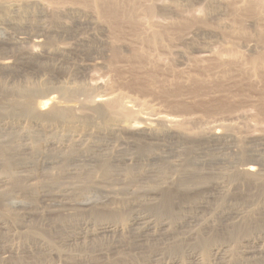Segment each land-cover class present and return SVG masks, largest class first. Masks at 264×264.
Segmentation results:
<instances>
[{"label":"rangeland","instance_id":"rangeland-1","mask_svg":"<svg viewBox=\"0 0 264 264\" xmlns=\"http://www.w3.org/2000/svg\"><path fill=\"white\" fill-rule=\"evenodd\" d=\"M74 1L0 0V10H3V4L7 6V10H3L2 15L0 14V61L8 58L17 64V67L10 71H1L0 69V99L8 95L6 91L1 89L2 87H8L7 90L9 91L12 86L31 87L33 85L37 86L36 89L38 88V95H36L38 100L42 96L58 95L61 97L72 87L71 82L69 80L67 82V79L72 78L73 75L75 78L83 75L81 77L83 83H90L89 85H95L94 88L97 87L95 90L92 89L91 94L89 93L90 97L87 95L88 93L85 94L83 100L86 99L85 97L95 99L104 93L118 94L117 96L121 97L126 105L132 106V109L137 110L136 113L138 112L141 116L144 113L146 115L148 113H160L178 119H187L188 124H186L188 126L186 125V129L188 128L187 135L189 136L187 137L190 140L197 137V140L203 141L206 138V143L200 141L201 144L199 140L197 142L193 139L197 143L198 149L195 150L199 155L193 153L195 162L192 161L194 164L190 162L192 164H189L188 171L202 172L203 176H208L203 180L201 179L204 183L201 180L192 179L188 188L184 187L186 190L183 188L181 190L176 186L180 181L174 185L171 182L175 179L176 181L180 180V177L182 179L184 173L185 176L189 174L186 170L179 172L178 169L170 168L167 164V166L165 165L166 168L162 166V170L157 165L139 167V163L135 165L136 167L113 166L103 170L96 166L93 168L92 165L83 167L62 166L63 168L59 165L60 168L57 164L54 166L49 163L48 165L49 160L45 161L43 157L47 153L49 155L52 147H56L52 141L45 142L46 140L44 141L43 138H36L35 140L34 138L16 137L14 135L11 137V134L8 136L7 132L0 131V264H170L173 256H169L165 251L170 245L176 244L187 249L184 253L186 256L183 254L181 256L182 260H180L181 257L175 259L180 260L182 264H193L195 262L186 257L196 253L195 249L198 250L196 248L198 243L203 242L202 240L207 242L208 239L210 242L218 240L220 244L230 243L231 252L229 251V255H233L230 258L233 260L229 259V262L221 263L210 257V261L204 262L202 257L203 264H208L207 262L209 264H264V258L263 260H258V258H255L256 260L253 258L251 260L246 259L248 260L246 262L244 260L235 261L237 258L235 253H240L246 246L250 248L256 246L254 248L257 249L260 247V250L264 252V220L262 218L264 215V187L260 186L264 184V181H250L251 179L236 177L234 173L236 170L228 167L229 165H226L224 158L222 164L218 162V168L215 167L217 163L210 166L208 164L209 167H204L197 162L206 160L201 156L205 149L211 150L213 146H216V142H211L212 140H209V143L207 134L211 129L216 130L217 128L223 140L222 142L219 141L221 144L220 147L217 144V147L221 148L222 151L233 144L230 142V137L237 141L233 144L235 145L234 150L231 148L240 156V158L237 156L239 160L236 161L237 167L251 162L256 164V167L260 168L258 169L259 172L261 170V173L264 174V63L262 68L254 69L256 71L251 70L248 64L256 56H264V0H116L121 5L112 0V3L114 1L113 4H116L115 9L118 7V13L122 14L127 9L133 8L131 5H136L139 7V16L143 23L154 22L153 24L167 25L168 37L163 39L164 47L156 49L148 48L145 44L141 45L138 40L136 43V36L130 30V25L125 26L129 23H124L126 20L121 14H119L121 17L115 14L117 21L113 18L115 17L113 14L109 16L111 9L112 11L114 9L112 4L110 7L111 0H109L110 3L106 0L109 6L105 0L102 1L105 2L104 8L110 7V12L107 10L109 8H103L102 11L105 12L106 10L105 13H108L102 12L103 14L100 13V15L96 11L93 12L92 4L87 3L88 5H86L84 3V6L88 7L86 10L84 6L85 9L82 7L84 0H80L81 2L76 0L80 4ZM130 3L132 4L130 5ZM249 3L253 5L248 6ZM126 4L128 7L124 10L123 6H127ZM146 11L147 13H145ZM104 16L108 18L107 21L110 18V21L107 22ZM118 16L120 18H117ZM83 17L91 18L94 21L99 20L98 23H101L100 25L105 28L112 25L110 23H114L115 26V24L118 25L123 22L120 26L118 25V30H123V34L119 32L117 35L118 37L123 35L121 39L126 42L128 51L123 53V57L118 55L122 58L119 59L117 55L107 52L109 48L104 50L102 47L101 49L109 55L100 51L101 54L93 55V59L92 57L87 59L88 61L84 63L93 65V70L90 69L91 72L81 75L78 74L77 66H75L79 62L76 53L77 48H75L77 46L73 44L76 38L73 35H66V37L70 36L74 39L64 38L65 35L63 36L61 33L63 30L60 27L68 26L69 29L66 28L67 30L73 29L74 25L72 26V24ZM93 17L95 18L93 19ZM119 19L124 20L120 21ZM44 25L47 29L44 28ZM53 25L59 26L57 31ZM240 25L244 26L245 30H238ZM177 27L180 28V30L178 28L179 31L176 30ZM52 28L56 31H53L56 33L54 34L56 37H53L54 41L52 40L53 43L51 42L48 47H55L50 50L56 49V54L54 51L52 56L56 57V60L50 58L48 64L49 66L53 65L52 69L56 67V71L54 69L53 72L49 71L47 68L52 69L48 64L44 74L43 67L39 69L42 71H40L41 74H39V70H37L38 73H35L36 69L34 72L28 71L27 68H30L29 60L28 58L25 59L28 53L36 52L35 54L43 55L42 53L46 50L45 46L47 47L44 44L36 47L33 35L38 36L40 33L42 34V31H50ZM105 30L106 34L109 33L108 38H110L111 26L110 29ZM140 32L139 34H141ZM25 34L27 38L32 35L33 40H29L31 41L29 42V38H25ZM112 34H116L114 29ZM9 38L12 39V42L18 38H25L26 40L24 39V44H22L23 42L19 43V41L15 42V45L19 46L16 50L8 48L10 45H14L11 40L7 41ZM6 42L8 43L6 44ZM205 42H212L211 47L207 48L203 44ZM129 46L131 47L129 48ZM57 48H59L58 50L61 49L62 52L65 51L63 56L57 54ZM134 51H141L139 54L136 52L138 57ZM204 51L209 52V57L203 58L201 56ZM232 52L237 57L235 62L229 61L230 57L228 56ZM64 54L69 57L66 58ZM18 55H22L24 60H19L20 56ZM70 56L72 57L70 58ZM129 56L130 58H128ZM111 60L112 62H110ZM92 61L94 64V61L99 64L94 65ZM113 62L115 63L113 64ZM59 63L60 65L63 64L62 68ZM73 70H76V73ZM83 78H87V80L84 81ZM60 87L64 89L58 92L57 89H62ZM67 97H63L64 100ZM69 100L72 98L67 99V101ZM71 103L72 101H69L68 105H74ZM9 105L10 103L7 104V106ZM10 112V110L0 111V119L3 116L0 124L4 121L5 116L3 114ZM87 113L84 112V115ZM23 120L25 119L12 120L9 118L6 120L5 118L3 125L16 126L17 121H19L20 125L24 124L25 126L27 122ZM91 129L95 132L102 131V127L99 126H93ZM199 147H201L202 152ZM213 148L208 154L215 153L216 155L217 151H214L216 147ZM177 149L175 148L176 154L187 155L191 153L188 150L185 152ZM178 151L180 152L178 153ZM38 152L42 155H39ZM226 152L227 155L230 154L227 149L223 153L226 154ZM34 155L37 158H33ZM244 155L246 157L243 158ZM173 159L176 160V158H169L168 161L171 162ZM21 162L23 165H20ZM25 165L27 167H24ZM210 167H213V170ZM220 168L221 170H219ZM216 169L221 172L216 174ZM105 170H108L106 174H104ZM210 170L214 171L213 174ZM160 172L161 176L164 173L166 177L164 175L161 177ZM214 175L219 178L216 179ZM158 177L167 178L168 183L157 181ZM168 187L173 189H166ZM160 190L161 193L165 191L164 194L176 196L173 202L171 199L172 203L169 207L170 200H166L165 196L167 195L162 196L161 193V196L158 195ZM158 206H161L162 209L160 210L161 207ZM199 206L204 210L200 213L196 211L198 212L197 220L200 222L193 224L191 234L186 229H180L187 221L186 218H189L188 215L191 214L190 217H196L194 211ZM186 207L195 210L188 211ZM136 214H139V217H142L143 221L145 220L144 222L148 219L150 224H154L151 232L140 231L141 227L133 230L129 227L132 223L131 220L138 217ZM107 215L125 218V226L123 225L122 229L119 228L121 229L120 234L117 232L113 235L98 236L94 239L87 236L86 234L102 222L100 217H107ZM236 215L237 217H235ZM162 222H167L169 225V229L163 230L164 232L158 227ZM180 223L183 224L178 226ZM255 224L257 225L255 226ZM154 227L157 228V231ZM257 227L262 228L261 231L260 228L257 230ZM251 229H254L253 233ZM187 231L189 233H186ZM196 231L200 234L193 237ZM246 231L249 232V236L246 235ZM82 236L85 239H82ZM178 238L183 242H178L180 241ZM221 241L223 242L221 243ZM195 242L197 244L194 245ZM190 249L191 251L194 250L193 253L191 251L186 253ZM153 252L160 256L151 259L150 256ZM233 252L234 254H232ZM201 259L199 258V260Z\"/></svg>","mask_w":264,"mask_h":264},{"label":"bare ground","instance_id":"bare-ground-1","mask_svg":"<svg viewBox=\"0 0 264 264\" xmlns=\"http://www.w3.org/2000/svg\"><path fill=\"white\" fill-rule=\"evenodd\" d=\"M33 1V0H32ZM55 1V0H53ZM59 1H63V0H59ZM76 1V0H75ZM74 1V2H75ZM78 1V0H77ZM76 1V2H77ZM80 1V0H79ZM86 1V0H84ZM83 2V5L82 7L84 6V3H86V5H88L87 3L89 4H92L93 6V12L96 11V13H98L100 15V13H102V9L104 8L103 5L104 3L102 2L103 0H87L86 2ZM106 1V0H105ZM73 3V1H70V3ZM75 2V3H76ZM81 2V1H80ZM107 2V1H106ZM108 2L110 3V1L108 0ZM108 2H107V5H108ZM132 2V1H131ZM79 3V2H77ZM114 3V1H113ZM112 3V0H111V3H110V7L112 6L114 9L112 11L111 9V13L109 16H111L112 14L115 16L113 17L114 19L116 18L117 15L121 14V13H118V7H116L115 9V5ZM115 3L116 0H115ZM36 4V3H35ZM38 4V3H37ZM80 4V3H79ZM78 4V5H79ZM112 4V5H111ZM119 4V3H117ZM132 3H130L131 5ZM2 5V4H1ZM75 5V4H74ZM121 5V4H119ZM127 5V4H126ZM253 5V4H252ZM250 5V3L248 4V6H252ZM58 6V5H57ZM77 6V5H76ZM91 5H89L90 7ZM109 6V5H108ZM106 6L107 8H104V9H107L109 10L110 12V7ZM133 8L131 9H127L126 7L127 6H123L124 10L125 8L127 9V11L125 12L122 8V10L124 11V13L121 14V16L123 18H125V22L124 23H129L128 25H125V26H129L130 27V30L133 32V34L136 36H134V38L136 39V41L138 40L139 43H141V45H146L148 48H153V49H156L158 47H162L164 45L163 43V39L168 37L167 36V33H168V27L164 26V25H160V24H153L154 22H148V23H143V21L140 19V16H139V7H137L136 5H131ZM53 7V6H52ZM81 6L79 5V8ZM86 8V6H84ZM83 7V8H84ZM121 7V6H120ZM119 7V8H120ZM143 7V6H142ZM7 6L3 4V7L2 9L4 11H6L7 9ZM50 8V7H49ZM63 8V7H62ZM84 8V9H85ZM88 8V7H87ZM86 8V10H87ZM91 8V7H90ZM51 9V8H50ZM77 9V8H76ZM81 9V8H80ZM82 9V10H84ZM92 9V8H91ZM90 9V10H91ZM147 9V8H146ZM3 10H0V14L2 13ZM49 10V9H48ZM152 10V9H151ZM3 11V12H4ZM51 11V10H50ZM101 11V12H100ZM46 12V11H45ZM106 12V10H105ZM103 12V13H105ZM121 12V10H120ZM80 13V12H79ZM102 13V14H103ZM108 13V12H107ZM105 13V14H107ZM147 13V11L145 12ZM56 14V13H55ZM94 13H92L93 15ZM117 14V15H115ZM150 15V12L148 13ZM2 15V14H1ZM4 15V14H3ZM95 15V14H94ZM108 15H105L106 17H108ZM141 15V14H140ZM84 16V15H83ZM87 16V14L85 15V17ZM89 16V14H88ZM98 16V15H97ZM104 16V18H105ZM120 16V15H119ZM117 17V18H120V17ZM79 17V16H78ZM81 17V16H80ZM103 17V16H102ZM58 18V17H57ZM88 18V17H87ZM87 18H81L79 19L76 23L72 24V26L74 25L73 29H70V30H67L69 29L68 26L64 27H60L63 31L61 32L64 36V38L66 37V35H73V37H75V42L73 43L74 45H76L77 47V52L75 50V52L77 53V57L79 58V62H77V64H73L75 66H77V72L78 74H86V72H89L90 69L93 70L92 66L90 63H84V62H87L90 57H92L93 55L95 56L96 54H101L99 53L100 51L103 53V49H101L102 47H104V50H106V48L109 50L107 52H110L112 53L113 55H122V57L124 56L123 53H127L128 51V47L126 45V42H123L122 39H121V35L120 37H118L117 33L119 34V32L122 33V29L124 28V24H123V28H119L121 29L122 31L118 30V25L120 26L122 23H119L120 21H123L122 19L118 22L119 24H115V26L113 25L114 23H110L112 25H109L111 26L112 28V31L114 29V31H116V34L115 35H111L110 33V38H108L109 36V33L106 34V30L105 29H110V26L108 28H105L103 26H101L98 22L99 20H92L90 17V19H87ZM95 17H93L94 19ZM50 19V18H49ZM108 19V18H105V20ZM113 19V20H114ZM117 21V19H115ZM107 21V20H106ZM110 21V18L107 22ZM112 21V20H111ZM49 22V21H48ZM57 22V21H56ZM63 22V21H62ZM66 22V21H65ZM115 22V21H114ZM64 23V22H63ZM117 23V22H116ZM48 24V23H47ZM56 24V23H55ZM62 24V23H61ZM57 25H59L57 23ZM68 25V24H66ZM239 25V24H238ZM55 27V25H53ZM71 26V25H70ZM46 26L44 25V28ZM59 27V26H58ZM57 26L54 28L56 29L57 31ZM107 27V25H106ZM132 27V28H131ZM223 27V26H222ZM227 27V26H226ZM50 28V27H49ZM48 28V29H49ZM67 28V29H66ZM128 28V27H127ZM179 27H177V31ZM32 29V28H31ZM47 29V27H46ZM53 29V28H52ZM45 30V31H42V34L40 33L38 36H34L33 35V38H32V35L31 37L29 36L27 38V35L25 34V38L29 40H33L36 47L38 45H47V47L45 46V51L44 53H42L43 55H39L38 54H35L34 52L32 53H28L27 57L25 59L28 58L29 60V65H30V68H27L29 69L28 71H32L34 72L35 69H36V72L35 73H38L37 70H39L41 67H43V74H44V71H46V66L48 64V62L51 60L50 58H53L56 60V57H52L53 56V52L54 51H51L50 49H54L55 47H51L49 48L48 45L51 44V42L53 43V37H56L54 34L53 31H55L54 29L53 30ZM238 29V28H237ZM236 29V32H238ZM25 30V29H24ZM140 30H142V32H140ZM146 32H145V31ZM182 30V29H181ZM233 30V29H232ZM238 30H245L244 29V26L242 27L240 25L239 29ZM55 31V32H56ZM59 31V30H58ZM109 31V30H108ZM130 31V32H131ZM144 31V32H143ZM131 32V33H132ZM139 32L141 34H139ZM170 32V30H169ZM60 33V32H59ZM70 33V34H69ZM143 33V34H142ZM171 33H174V31H171ZM58 34V33H57ZM123 34V33H122ZM170 34V33H169ZM60 37V35H58ZM62 36V37H63ZM16 37V36H15ZM21 37V35H20ZM61 37V38H62ZM68 38L70 36H67ZM66 37V38H67ZM133 37V36H132ZM25 38H18V39H15L16 41L15 42H18L19 43H22L24 41ZM45 40H43V39ZM58 38V37H57ZM72 38V37H70ZM133 38V39H134ZM74 39V38H72ZM11 40L12 42V39L9 38V40H7L8 42ZM26 40V39H25ZM53 40V41H52ZM4 41V40H3ZM32 41V42H33ZM56 41V40H55ZM73 41V40H72ZM124 41H125V38H124ZM135 41V42H136ZM138 41L136 43H138ZM6 42V44L8 43ZM14 42V41H13ZM12 42V43H13ZM15 42H14V45H15ZM31 42V41H29ZM5 43V42H4ZM11 43V44H12ZM34 43H32L34 45ZM66 43V42H65ZM64 43V44H65ZM76 43V44H75ZM125 43V44H124ZM212 42L210 43H203L207 48L211 47V44ZM5 44V45H6ZM24 44V42L22 43ZM27 44V43H26ZM128 44V43H127ZM9 45V44H8ZM7 45V46H8ZM13 44L10 45V47H8L9 49H16L17 50V47L19 46H14ZM21 45V44H20ZM31 45V44H30ZM53 45V44H52ZM72 45V44H71ZM129 45V44H128ZM136 46V44H134ZM22 46V45H21ZM58 46V45H57ZM56 46V47H57ZM35 47V46H34ZM44 47V46H43ZM72 47V46H71ZM70 47V48H71ZM131 46H129L130 48ZM164 47V46H163ZM41 48V47H40ZM60 48V47H59ZM59 48H57V54L63 56L62 54L65 53V51L62 52V50H58ZM64 48V47H63ZM132 49H133V46H132ZM135 49V48H134ZM164 49V48H163ZM213 49V48H212ZM41 50V49H40ZM66 50V49H65ZM72 50V48H71ZM70 50V51H71ZM137 50V49H136ZM140 50V49H139ZM151 50V49H150ZM228 50V49H227ZM21 51V50H20ZM35 51V50H34ZM130 51V49H129ZM133 51V50H132ZM232 51V50H231ZM27 52V51H26ZM107 52H104L106 54H108ZM135 52V51H134ZM137 52V51H136ZM135 52V53H136ZM141 52V51H139ZM139 52H137L139 54ZM201 52V51H200ZM229 52V51H228ZM234 52V51H233ZM230 54L229 53V61H234L235 62V53ZM12 53V52H11ZM41 53V52H40ZM56 54V51L54 52ZM75 53V54H76ZM122 53V54H121ZM136 53V54H137ZM223 53V52H222ZM226 53V52H225ZM223 53V54H225ZM67 54V53H66ZM73 54V53H72ZM129 54V52H128ZM134 54V53H133ZM137 54V57L139 56ZM212 54V53H211ZM227 54V53H226ZM17 55V54H16ZM65 55V54H64ZM104 55V54H103ZM109 55V54H108ZM107 55V57H108ZM111 55V56H113ZM135 55V54H134ZM142 55V54H141ZM219 55V54H218ZM263 55V54H262ZM15 56V55H14ZM20 56V55H18ZM56 56V55H55ZM66 58L69 57L67 55H65ZM64 56V57H65ZM74 56V55H73ZM76 56V55H75ZM203 58H207L209 57V52L207 53V51H204L201 55ZM221 56V55H219ZM59 57V56H58ZM63 57V58H64ZM72 56H70L71 58ZM75 57V58H77ZM102 57V56H101ZM115 57V56H114ZM212 57V56H211ZM218 57V56H217ZM22 55L19 57V60L22 59ZM66 58H64L66 60ZM95 58V57H94ZM116 58V57H115ZM119 59H122L121 56L118 57ZM130 58V56L128 57ZM127 58V59H128ZM135 58V57H134ZM213 58V57H212ZM221 59V57H219ZM223 58V57H222ZM58 59V58H57ZM63 59V60H64ZM93 59V57H92ZM106 59V58H105ZM217 59V58H216ZM228 59V58H227ZM24 60V59H22ZM27 60V61H28ZM60 60L62 61L61 57H60ZM118 59H116L117 61ZM126 60V59H125ZM133 60V59H132ZM152 60V59H151ZM154 60V59H153ZM222 60V59H221ZM250 60V59H249ZM59 61V60H57ZM60 61V62H61ZM75 61V59H74ZM97 61V60H96ZM95 62V64H97ZM131 61V60H130ZM218 61V60H217ZM64 62V61H63ZM112 62V60L110 61ZM118 62V61H117ZM224 62V61H223ZM226 62V61H225ZM50 63V62H49ZM54 63V62H53ZM58 63V62H57ZM81 63V64H79ZM93 63V61H92ZM103 63V62H102ZM115 62H113L114 64ZM228 63V62H227ZM263 63H264V56H256L254 59L250 60L248 62L249 66H250V69L254 70V69H258V68H262L263 66ZM94 64V63H93ZM94 64V65H95ZM99 64V63H98ZM112 64V63H111ZM112 64V65H113ZM117 64V63H116ZM58 65V64H57ZM60 65V63H59ZM221 65V64H220ZM49 66V64H48ZM51 66V65H50ZM49 66V67H50ZM53 66V65H52ZM52 66H51V69H52ZM63 66L60 65V67ZM68 66V64H67ZM224 66V65H223ZM17 67V64L16 62L14 63V60H10L8 58L6 59H2L0 61V69L1 71H10L12 69H15ZM19 67V66H18ZM74 67V66H73ZM72 67V68H73ZM62 68V67H61ZM69 68V67H68ZM98 68V67H97ZM249 68V67H248ZM18 69V68H17ZM23 69V68H21ZM49 69V71H52L53 72V69L50 70V68H47ZM59 69V68H58ZM95 69V68H94ZM107 69V68H106ZM111 69V68H110ZM225 70V69H224ZM15 71V70H13ZM20 71V70H19ZM41 70H39L40 72ZM54 71H56V67L54 69ZM74 71V70H73ZM256 71V70H254ZM12 72V71H11ZM42 72V71H41ZM41 72L39 74H41ZM61 72V71H60ZM70 72V70H69ZM76 73V70L74 71ZM91 72V71H90ZM14 73V72H13ZM51 73V72H50ZM226 73V72H225ZM52 74V73H51ZM50 74V75H51ZM37 75V74H36ZM46 75V73H45ZM64 75V74H63ZM77 75V74H75ZM78 76V75H77ZM80 76V75H79ZM83 76V75H82ZM77 77L75 78L74 75L72 76V78H68L67 79V82L68 80L71 82L70 84H72L70 87V89H68V91H66L65 93H63L60 96L58 95H51V96H42L39 100L36 99V95H38V91L36 89L37 86L33 85L31 87H26V86H23V87H11L9 88V91L7 90L8 87H2L1 89L6 91L8 93V95H6L7 97H3L0 99V111H5V110H10L11 112L9 114H3L5 117L3 118V120L5 121V118L6 120L9 118L12 119V120H15V119H25L23 120L24 122H27L26 125L24 126V124L20 125L19 124V121H17V125H9L10 127L6 126V125H3L4 121L2 124H0V131H5L8 133V136H10L9 134H11V137L14 135L16 137H28V138H34L36 140V138H43V140L45 142H49L52 141L53 145L55 143L56 147H52L49 151V155L48 153L43 155V157L45 158V161L46 160H49L48 162V165L49 163L51 165H61L62 166H78V167H83V166H89V165H92L94 166L93 168H95V166L97 168H101V170L103 169H107L109 167H117V166H123L124 168L125 167H131V166H135V165H138L139 163V167H143L145 165H154V166H160L161 170H162V166H165L166 164L170 167V168H176L180 171L182 170H186L187 173L189 174L188 176H185V173L183 174L184 176H182L183 178L181 179L180 177V180H177L175 179V181L171 182L173 183H176V182H179L180 183H177L176 186L178 189H181L183 190L184 187L187 189L188 188V184L189 182H191V180H203L205 179V177L207 176H203L202 172L200 173H196V172H190L188 171V167L190 162L194 161V157L195 155H199L196 153V150L198 149V147L196 146V138L192 141L190 140L188 137V128L186 129V127L188 126L187 124V119H178L177 117H174V116H167V115H162L160 113H156V114H145L146 116H141V114H138V112L136 113L137 110H133L132 109V106H128V104L126 105L123 101H122V98L117 96L118 94L116 95H113L111 93H104L98 97H96L95 99H87V97H85L83 100V97L85 96V94H87L88 96L91 94L90 92L92 91V89L95 87V85H89L90 83L88 84H85L81 81V77ZM86 76H89V75H86ZM92 76V75H91ZM53 77V76H52ZM61 77V76H60ZM197 77V76H196ZM75 79V80H74ZM84 81L85 79L87 80V78H83ZM90 79V78H89ZM65 80V79H64ZM74 80V81H73ZM78 80V82H77ZM198 80V79H197ZM201 80V79H200ZM63 81V80H62ZM76 81V82H75ZM194 81V80H193ZM64 83V82H63ZM66 83V82H65ZM92 84V83H91ZM64 85V84H62ZM61 85V86H62ZM66 85V84H65ZM4 86V85H3ZM70 86V85H69ZM1 87V86H0ZM43 87V86H42ZM59 87V86H58ZM64 87V86H63ZM62 88V87H60ZM97 88V87H96ZM94 88V90L96 89ZM64 88L62 89H57L58 92H61V90H63ZM41 90V89H39ZM44 90V89H43ZM55 90V89H54ZM65 90H67V88H65ZM64 90V91H65ZM98 91V90H97ZM5 92V93H6ZM57 92V93H58ZM93 92V91H92ZM56 93V92H55ZM56 93V94H57ZM90 93V94H89ZM59 94V93H58ZM79 98H77V96H80ZM84 94V95H83ZM49 95V94H48ZM60 95V94H59ZM65 95V96H64ZM67 97V99H70L72 98V100H69V101H72L71 104H74V105H68L69 101H67V99L64 100L63 97ZM90 97V96H89ZM82 100H81V99ZM4 103V104H2ZM5 103H10L9 106H7V104ZM135 104V103H134ZM5 105V106H3ZM7 106V107H6ZM3 109V110H2ZM138 109V108H137ZM144 110V109H143ZM149 110V109H148ZM153 110V109H152ZM84 112H88L90 113L88 115L85 114L84 115ZM142 112V111H141ZM140 112V113H141ZM155 112V111H154ZM8 116V117H7ZM3 117V116H2ZM1 117V119H2ZM12 117V118H11ZM182 118V117H181ZM0 119V120H1ZM9 122V121H8ZM21 122V121H20ZM193 122V121H191ZM1 123V122H0ZM187 123V124H186ZM190 123V122H189ZM7 124V123H6ZM187 125V126H186ZM190 125V124H189ZM28 126V127H26ZM93 126H99V127H102V131H98V132H95L94 130L91 129V127ZM216 127V126H215ZM219 127V126H218ZM207 132V131H206ZM209 133L207 134V140H212L211 142H216V146H213V147H216L215 148V152L217 151L216 155L215 153L213 154H208V153H211L212 151V148L211 150L208 148V149H205L203 152L202 150L200 149L201 147H199V149L201 150L202 152V158L203 159H206L205 161L203 162H199L197 161L198 163H200V165L202 166H209L210 165H214L215 163L216 166L218 168V162H221L219 164H222V161L225 159L226 161V165L228 167H231V168H234L236 170V172H234L236 175V177H242V178H246L247 179H251L250 181H254V180H260V181H264V174L261 173V170L259 172L258 169L260 168H257L256 167V164L254 165V163H245L243 164L241 167H237L236 163L239 161L238 160V157L239 156V153L238 152H234L231 150V148H233L234 150V146L233 145L234 143H236L237 141L234 139V138H231L230 137V142L233 143L231 146H228L226 149L228 150V153L229 155H227V152L226 154H224L221 150V148H218L217 147V144L219 145L220 147V144H219V141H223L222 140V137L220 136L221 134H219V131H217V128L216 130L215 129H211L210 131H208ZM6 133V134H7ZM5 134V133H4ZM204 135V134H203ZM188 136V137H187ZM234 136V135H233ZM205 137V136H204ZM191 138V137H190ZM59 139V140H57ZM199 140V139H198ZM197 140V142H198ZM204 140L206 141V138H204ZM252 140V139H251ZM256 140V139H255ZM57 141V142H56ZM200 141H202L203 143L205 141L203 140H199V143ZM239 141V140H238ZM248 142V141H247ZM198 143V144H199ZM202 143V144H203ZM206 143V142H205ZM208 143V142H207ZM210 143V141H209ZM228 143V142H227ZM201 144V143H200ZM223 144V143H222ZM229 144V143H228ZM48 145V144H47ZM52 145V146H53ZM58 145V146H57ZM190 145V146H189ZM206 145V144H204ZM208 145V144H207ZM206 145V146H207ZM242 146V144H241ZM246 146V145H245ZM1 147V146H0ZM197 147V148H196ZM205 147V146H204ZM203 147V148H204ZM237 147V146H236ZM175 148H178L182 151H185L188 150L190 151L191 153L189 154H176V151H175ZM245 148V147H244ZM177 149V150H178ZM185 149V150H184ZM196 149V150H195ZM214 149V148H213ZM195 150V152H194ZM35 151V150H34ZM237 151V150H236ZM240 151V150H238ZM242 151V150H241ZM246 151V150H245ZM177 155H172L174 153ZM180 151H178L179 153ZM185 152H182V153H185ZM41 153V152H40ZM195 155H194V154ZM241 153V152H240ZM244 153V152H243ZM249 153V152H248ZM253 153V152H252ZM251 153V154H252ZM257 153V152H256ZM39 154V152H38ZM245 154V153H244ZM39 155H42V154H39ZM38 155V156H39ZM242 155V154H240ZM247 155V154H246ZM246 155L243 156L246 157ZM255 155V154H254ZM257 155V154H256ZM260 156V155H259ZM197 157V156H196ZM249 157V156H248ZM33 158H37L35 155ZM41 158V156L39 157V159ZM169 158H176V160H172L174 161L173 163L169 162L168 159ZM224 158V159H223ZM240 158V156H239ZM259 158V157H258ZM23 160V159H22ZM238 160V161H237ZM241 160V159H240ZM245 160V159H244ZM237 161V162H236ZM24 162V161H23ZM23 162L20 163V165H23ZM195 162V161H194ZM194 162H192L194 164ZM244 162V161H243ZM25 163V162H24ZM191 163V164H192ZM197 163V165H198ZM224 163V162H223ZM242 163V162H241ZM240 163V164H241ZM190 164V165H191ZM225 164V163H224ZM27 165V163H26ZM24 166V167H27V166ZM166 165V166H167ZM218 165V166H217ZM57 166V167H58ZM165 166V168H166ZM208 166V167H209ZM240 166V165H239ZM31 167V166H30ZM60 167V166H59ZM60 167V168H61ZM136 167V166H135ZM138 167V168H139ZM225 167V166H224ZM227 167V168H228ZM33 168V167H32ZM63 168V167H62ZM92 168V167H90ZM159 168V169H160ZM211 168V167H210ZM208 168V169H210ZM213 168V167H212ZM211 168V170H213ZM143 169V168H142ZM215 169V168H214ZM10 170V169H9ZM169 170V169H168ZM175 170V169H174ZM210 170V171H211ZM221 170V168L219 169ZM106 171L108 170H105L104 174H106ZM125 171V170H124ZM172 171V170H171ZM217 171V172H216ZM103 172V171H102ZM213 174L214 171H211ZM216 174L218 172H221V171H218V169L215 170ZM126 173V172H125ZM206 173V172H205ZM204 173V174H205ZM108 174V172H107ZM177 174V173H176ZM182 174V173H181ZM207 174V173H206ZM210 174V172H209ZM223 174V173H222ZM164 175V173L162 174V176ZM178 175V174H177ZM176 175V177H178ZM180 175V174H179ZM187 175V174H186ZM220 175V173H219ZM218 175V176H219ZM160 176H161V172H160ZM161 176V177H162ZM165 176V175H164ZM216 176V175H214ZM234 176V175H233ZM53 177V176H52ZM158 177L157 178V181H166V179L163 177ZM166 177V176H165ZM211 177V176H210ZM161 178V179H160ZM213 178V177H212ZM215 178V177H214ZM219 178L216 176V179ZM221 178V177H220ZM171 179V178H170ZM206 179H209V178H206ZM215 179V180H216ZM234 179V178H232ZM168 180V179H167ZM173 180V178L171 179ZM204 183V181H202ZM210 180V179H209ZM214 180V179H213ZM167 182V181H166ZM193 182V181H192ZM218 182V180H217ZM249 182V181H248ZM168 183V182H167ZM255 183V182H254ZM264 183V182H263ZM161 184V182H160ZM166 184V183H165ZM165 184H164V187H165ZM261 184V182H260ZM180 185V186H178ZM259 186V185H258ZM262 187H264V184L260 185ZM259 186V188H260ZM163 187V188H164ZM175 187V186H174ZM172 188V187H171ZM171 188H166V189H171ZM183 188V189H182ZM160 189V188H159ZM173 189V188H172ZM176 189V188H175ZM176 189V190H178ZM184 189V190H186ZM165 190V189H163ZM174 191V190H172ZM159 192V191H158ZM163 192V191H162ZM165 192V191H164ZM161 193V190L159 192L158 195L162 196L163 195H167L165 196L166 197V200H170V203H168V207L170 206V204L175 200V197L174 195L171 196V195H168V194H164ZM168 192V191H166ZM179 192V190H178ZM161 193V194H160ZM170 194V192H168ZM175 193V192H174ZM173 193V194H174ZM171 199H172V202H171ZM156 204V203H155ZM162 204V203H161ZM159 204V205H161ZM153 205V204H152ZM181 205V204H180ZM149 206V205H148ZM154 206V205H153ZM152 206V207H153ZM163 207V205H161ZM161 206H158V207H161ZM179 206V205H178ZM201 206V205H200ZM197 207V209L195 210L194 208L191 209V207H186L188 208V211H192V210H195L194 211V214H196L195 216L196 217H193L190 215L189 218H186V221L184 223V226L183 228H180V229H186L188 231H190V233L187 231L186 233H189L191 234V230H192V227L194 226L193 224H196V223H199L200 221L197 220V214L198 212L200 213L202 210V207ZM155 207V206H154ZM153 207V208H154ZM162 207L160 208V210L162 209ZM183 207V206H182ZM180 207V208H182ZM204 208H206L205 206H203ZM179 208V209H180ZM185 208V207H184ZM156 209V208H154ZM207 209V208H206ZM182 210V209H181ZM185 210V209H184ZM158 211V210H157ZM183 211V210H182ZM198 211V212H196ZM185 212V211H184ZM187 212V211H186ZM189 213V212H187ZM132 215V214H131ZM185 215V216H187ZM133 216V215H132ZM136 216L138 217H135L134 219H130L132 221V223L129 225V227L132 228V230L134 228L136 229H139L138 227H141L142 229H140V231H144V232H147V231H150L151 229H153V223L150 224L148 219L146 222L143 221V218L139 217V214H136ZM184 216V217H185ZM229 216V215H228ZM239 216V214H238ZM231 217V216H230ZM229 217V218H230ZM237 217V215L235 216ZM101 221L97 226H95V229H91L92 231L89 232L88 234H86L87 236H89L91 239L93 238H96L98 236H104V235H113V234H116L117 232H119L120 234V231L122 229V226L124 225L125 226V218L121 217V216H110V215H107V217H100ZM130 218V217H129ZM128 218V219H129ZM145 218V217H144ZM263 220H264V215L262 216ZM185 219V218H184ZM201 219V218H200ZM129 220V221H130ZM108 221V222H107ZM128 221V222H129ZM199 221V222H198ZM112 223H115V224H112ZM175 224V223H174ZM181 224L183 223H180L178 226H180ZM121 225V226H120ZM257 224H255L256 226ZM123 226V227H124ZM181 226V227H182ZM232 226V225H231ZM162 231L166 230V229H169V225L167 224V222H162L159 224L158 226ZM171 227V226H170ZM121 228V229H119ZM157 231V228L154 227ZM258 228L260 227H257V230ZM262 228H260V231H261ZM252 230V229H251ZM250 230V232H251ZM254 230V229H253ZM253 230H252V233H253ZM256 230V231H257ZM163 231V232H164ZM249 231V230H248ZM264 231V230H263ZM151 232V231H150ZM193 232V231H192ZM247 232V231H246ZM245 232V233H246ZM249 232H247L246 235L249 236L248 234ZM145 234V233H144ZM180 234V232H179ZM195 235L193 237H197L200 233L199 232H195L194 233ZM85 235V236H86ZM245 235V236H246ZM76 236L78 237V234H76ZM76 237V238H77ZM75 238V237H73ZM75 238V239H76ZM82 239L85 237H81ZM180 238V237H179ZM178 238V239H179ZM246 238V237H245ZM80 239V238H79ZM177 239V240H178ZM182 239V238H180ZM179 239V240H180ZM184 239V238H183ZM247 239V238H246ZM185 240V239H184ZM176 241V239H175ZM191 241V240H190ZM203 242L201 243H198L197 245V249H195V252L194 254H187L188 256L186 258H189L190 260L192 259V262H195L193 264H203L204 262L206 261H210V257L213 258V260H216V261H219L221 263H225L226 261L229 262V259L232 258L233 255H229V251H230V243L229 244H224L222 243L223 241H221L222 244H220L218 242V240H212L210 242V240L208 239L207 242H204V240H202ZM246 241V240H245ZM67 242H70V241H67ZM178 242H183V240H180ZM218 242V243H217ZM206 243V244H205ZM211 243V244H210ZM217 243V244H216ZM226 243V242H225ZM173 244V243H172ZM176 244V243H174ZM197 244V242L194 243V245ZM205 244V245H204ZM204 245V246H202ZM209 245V246H208ZM198 246H201V247H198ZM242 247V246H241ZM256 246H253V247H244L245 249L243 251H240V253L238 252L237 254L235 253V256H237V258H235V261H248L246 259H250L253 258L254 260H256L255 258H258L263 260L264 258V252L260 250V247H258L259 249L257 248H254ZM205 248V249H204ZM187 249V248H185ZM185 249L183 248L182 245H174V246H169L166 248V251L167 254H169V256H173V258L171 259V263L170 264H182V262L180 260H182V257L183 255H185ZM192 249V248H191ZM190 250H188V252L186 253H190ZM194 249V248H193ZM243 249V248H242ZM263 249V248H262ZM159 250V249H158ZM194 250H192L191 252L193 253ZM201 251V252H199ZM236 251V250H235ZM238 251V250H237ZM231 252V251H230ZM39 253V252H38ZM156 252H153L150 256L151 259H155L157 258V256H160L159 254H155ZM183 254V255H182ZM234 254V252L232 253ZM162 255V254H161ZM186 256V255H185ZM184 256V257H185ZM231 256V257H230ZM178 257H181L180 260L178 259H175V258H178ZM203 257L204 259V262H203V259H201ZM260 257V258H259ZM199 258L201 260H199ZM160 259V258H159ZM189 260V261H190ZM231 260V259H230ZM233 260V259H232ZM231 260V261H232ZM252 260V261H254ZM212 261V260H211ZM155 262V260H154ZM215 262V261H213ZM160 263V262H159ZM209 264V262H207ZM252 263V262H251ZM232 264V263H231Z\"/></svg>","mask_w":264,"mask_h":264}]
</instances>
